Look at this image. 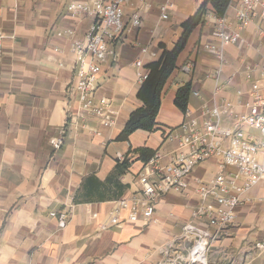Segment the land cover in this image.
<instances>
[{
    "label": "crops",
    "instance_id": "crops-1",
    "mask_svg": "<svg viewBox=\"0 0 264 264\" xmlns=\"http://www.w3.org/2000/svg\"><path fill=\"white\" fill-rule=\"evenodd\" d=\"M82 1L0 0V264H158L170 244H174L172 254L184 258L192 240L182 239V227L192 221L198 205L195 181L214 176V160L194 169L185 179V192L170 191L158 200L155 222L129 221V210L124 208L117 214L118 225L101 226L119 200L139 193L138 175L147 161L138 159L137 150L160 152L161 164H166L178 149L167 135L186 114L197 117L203 105L211 106L218 98L233 100L237 89L246 91L248 85L240 78L245 66H255L257 78L264 76V38L257 26H249L242 34L247 40L245 52L225 51L216 82L210 75L219 67V59L202 50L204 43L212 41L211 27L199 24L163 87L158 129L138 130L120 141L129 114L142 106L136 98L141 82L134 62L140 60L147 74L146 66L162 54L160 45L167 50L174 47L183 33L181 24L203 0H196L191 9L179 7L182 0H172L165 21L158 11L165 0H152L139 27L128 22L137 0H127L117 58L103 64L95 89V95L111 100L116 111L109 127L82 112L69 89L74 60L69 49L82 40L93 20L73 16L66 7ZM206 9L213 12L210 5ZM144 48L146 53L141 52ZM186 64L193 68L186 70ZM187 83L191 91L183 114L174 105V97ZM216 85L223 87L214 95ZM62 129L64 144L54 150L49 141ZM124 160L127 166L115 173L117 163ZM242 197L252 201L237 209L228 232L212 242L211 264L249 261L252 241L264 225V204L259 201L264 199V181ZM51 212L70 214L67 226L60 229ZM251 264L264 261L256 259Z\"/></svg>",
    "mask_w": 264,
    "mask_h": 264
},
{
    "label": "built area",
    "instance_id": "built-area-1",
    "mask_svg": "<svg viewBox=\"0 0 264 264\" xmlns=\"http://www.w3.org/2000/svg\"><path fill=\"white\" fill-rule=\"evenodd\" d=\"M127 0H83L67 5L73 16H87L92 23L82 40L72 43L69 52L74 60L71 65L72 82L69 89L82 112L95 117L99 124L109 127L114 124L116 111L112 102L95 95L96 82L107 60L117 58L116 44L124 31L123 6ZM152 8V0H137L128 22L133 27L142 24V16ZM172 0L158 6L160 20H167ZM231 11L232 15L228 12ZM203 22L210 24L212 41L202 45V50L219 59L218 68L210 76L217 82L224 65L225 51L231 49L239 54L245 52L247 40L243 32L251 25L257 26L264 38V0H229L222 16L206 12ZM70 34V33H69ZM3 36L0 33V49ZM264 48V44H263ZM146 53V49L141 50ZM264 63V49L261 56ZM62 66V64H59ZM139 82L146 79L140 60L134 62ZM186 70L193 64H186ZM255 75V66H245L241 81L248 85L246 91L237 89L234 99L218 98L214 104L203 105L197 117H189L167 139L177 142L178 149L172 152L166 164H161L162 155L155 152L144 164L138 175L140 190L129 200H119L117 207L101 228L118 225V212L128 209V220L143 218L155 222L153 214L158 200L170 191L183 193L187 189L185 179L203 162L214 160L217 170L207 180H196L198 205L192 211V221L182 227V239L191 238V246L182 258L172 254L174 244L166 246L158 264H211L212 242L226 234L234 224L237 209L252 200L243 198L253 187L264 181V76ZM232 77L229 78V81ZM223 86L216 85L215 94ZM69 111V110H67ZM94 134H98L94 132ZM65 130L49 141L54 149L64 144ZM264 204V199L259 200ZM58 227L63 229L70 220L66 212H51ZM108 223V224H107ZM250 258L264 261V225L257 229L252 241ZM236 264V263H230Z\"/></svg>",
    "mask_w": 264,
    "mask_h": 264
},
{
    "label": "trees",
    "instance_id": "trees-1",
    "mask_svg": "<svg viewBox=\"0 0 264 264\" xmlns=\"http://www.w3.org/2000/svg\"><path fill=\"white\" fill-rule=\"evenodd\" d=\"M229 0H205L198 8L196 13L188 17L182 24L181 28L183 33L179 40L176 42L171 50H167L164 46L160 45L163 49L160 58L152 63H149L147 68V77L140 85L136 98L142 103V106L133 110L124 125L118 139L120 141L128 140V137L138 131L154 132L158 129L156 123V116L160 107L161 94L163 87L176 68V60L178 55L184 49L186 41L191 31L199 24L203 23V10L207 5H210L212 11L222 16L227 10ZM191 91L189 83L178 88L174 97V105L185 114L188 108V99ZM138 153V159L146 162L152 155L153 151L147 148H141L136 151ZM127 161L117 163L115 173H122V169L127 166Z\"/></svg>",
    "mask_w": 264,
    "mask_h": 264
},
{
    "label": "rangeland",
    "instance_id": "rangeland-1",
    "mask_svg": "<svg viewBox=\"0 0 264 264\" xmlns=\"http://www.w3.org/2000/svg\"><path fill=\"white\" fill-rule=\"evenodd\" d=\"M205 0L202 1V3L204 2ZM196 2V0H182L180 1V3L178 4V6L180 7H183L185 9H191L192 8V5ZM201 6V5H200ZM207 7V6H206ZM206 7H205V10H203V15L207 12L206 10ZM176 11V10H174ZM181 11V10H180Z\"/></svg>",
    "mask_w": 264,
    "mask_h": 264
}]
</instances>
